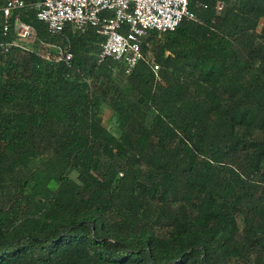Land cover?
<instances>
[{
	"label": "trees",
	"instance_id": "1",
	"mask_svg": "<svg viewBox=\"0 0 264 264\" xmlns=\"http://www.w3.org/2000/svg\"><path fill=\"white\" fill-rule=\"evenodd\" d=\"M24 1L30 51L0 0V264H264V0L149 31L160 81Z\"/></svg>",
	"mask_w": 264,
	"mask_h": 264
},
{
	"label": "built area",
	"instance_id": "2",
	"mask_svg": "<svg viewBox=\"0 0 264 264\" xmlns=\"http://www.w3.org/2000/svg\"><path fill=\"white\" fill-rule=\"evenodd\" d=\"M189 4L190 0H43L36 9L38 19L45 22L53 34L64 32L68 26L79 32L95 29L103 38L99 64L109 59L122 61L125 73L131 74L139 62L145 61L160 81V66L150 53L144 52L145 37L151 30L174 31L185 18L194 19ZM26 6L24 0H6L1 11L6 31L8 21L14 17L18 37L14 45L30 51L31 47L25 42L34 40L36 31L19 15ZM223 7L219 4L218 10ZM59 49L58 60H72L73 53L68 46H59Z\"/></svg>",
	"mask_w": 264,
	"mask_h": 264
},
{
	"label": "rangeland",
	"instance_id": "3",
	"mask_svg": "<svg viewBox=\"0 0 264 264\" xmlns=\"http://www.w3.org/2000/svg\"><path fill=\"white\" fill-rule=\"evenodd\" d=\"M33 39L31 40H28L25 42V44L29 47L32 46V43H33ZM103 118H104V121L109 125H112L111 121H110V113L108 111H105V113L103 114Z\"/></svg>",
	"mask_w": 264,
	"mask_h": 264
}]
</instances>
